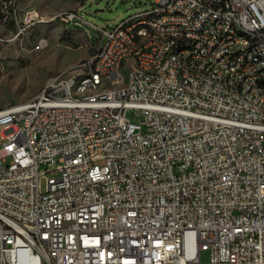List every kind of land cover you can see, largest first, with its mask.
<instances>
[{
	"label": "built area",
	"instance_id": "2783aa9c",
	"mask_svg": "<svg viewBox=\"0 0 264 264\" xmlns=\"http://www.w3.org/2000/svg\"><path fill=\"white\" fill-rule=\"evenodd\" d=\"M20 1L6 0L19 34L43 20ZM137 12L154 37L122 19L80 69L85 84L117 79L116 58L147 40L123 92L78 98L60 70L58 86L0 108V264H264V64L234 51H264V0H151ZM233 29L251 43L223 39ZM214 61L234 76L217 77Z\"/></svg>",
	"mask_w": 264,
	"mask_h": 264
},
{
	"label": "rangeland",
	"instance_id": "374dc122",
	"mask_svg": "<svg viewBox=\"0 0 264 264\" xmlns=\"http://www.w3.org/2000/svg\"><path fill=\"white\" fill-rule=\"evenodd\" d=\"M151 0H21L19 9L35 7L43 20L19 34L14 12L0 0V108L37 95L56 72L70 68L95 53L103 40L102 28H112L122 19L150 6ZM18 11V8H17ZM77 12L81 17L62 20L60 14ZM18 13V12H17ZM45 37L47 45H36ZM126 75L128 70L125 69ZM3 127L0 126V135ZM40 176L46 190L49 177ZM207 253H204V255Z\"/></svg>",
	"mask_w": 264,
	"mask_h": 264
},
{
	"label": "bare ground",
	"instance_id": "6f19581e",
	"mask_svg": "<svg viewBox=\"0 0 264 264\" xmlns=\"http://www.w3.org/2000/svg\"><path fill=\"white\" fill-rule=\"evenodd\" d=\"M18 6H11L14 12ZM157 17H164V10H157ZM147 12H136V18H126L124 20V30H131L133 27H139L146 31V38L154 37L152 22H146ZM235 38L243 40L244 43H251L250 32L242 29H233V31H224L223 39ZM158 44H169V37H158ZM148 48L147 40H139L138 45L133 46V53L121 54L116 58V66L120 70V77H101L95 83L85 84L90 79V71H80L86 66L87 58L80 60L68 69L62 70L63 77H73V87H78V98H86L91 95H100L104 89L109 92H123L126 84H129V67H142V49ZM234 51H237L238 57H249V53H254L255 61L264 64V51H257V46L245 48V44H234ZM176 57H183V49H176ZM189 62H199V55H189ZM128 70V75L125 73ZM211 69L217 70V77L234 76V69L231 66H224V61L211 62ZM154 76H164V69H154ZM46 86H58V79H49ZM254 97L263 98L262 90H254Z\"/></svg>",
	"mask_w": 264,
	"mask_h": 264
}]
</instances>
